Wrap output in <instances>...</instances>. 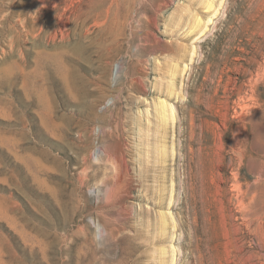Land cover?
Returning <instances> with one entry per match:
<instances>
[{"label":"rangeland","instance_id":"374dc122","mask_svg":"<svg viewBox=\"0 0 264 264\" xmlns=\"http://www.w3.org/2000/svg\"><path fill=\"white\" fill-rule=\"evenodd\" d=\"M0 264H264V0H0Z\"/></svg>","mask_w":264,"mask_h":264},{"label":"bare ground","instance_id":"6f19581e","mask_svg":"<svg viewBox=\"0 0 264 264\" xmlns=\"http://www.w3.org/2000/svg\"><path fill=\"white\" fill-rule=\"evenodd\" d=\"M40 23H41V22H40ZM30 24H31V25H30V26H31V27H30V28H31V31L34 33V32L36 31V28H37V27H36L37 22H30ZM43 28H44V27H43ZM43 28H42V30H43ZM45 28H46V27H45ZM45 28H44V30H45ZM42 30H41V31H42ZM45 31H46V30H45ZM64 80L67 81V78L64 77ZM66 81H65V82H66ZM162 112H163V111H162ZM160 113H161V112H160ZM124 213H125V212H124ZM120 216H121V215H120ZM113 230H114V229H113Z\"/></svg>","mask_w":264,"mask_h":264}]
</instances>
